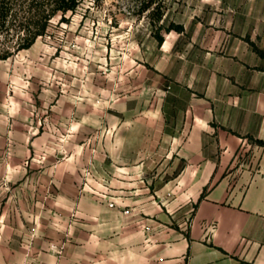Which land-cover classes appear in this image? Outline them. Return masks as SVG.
Returning <instances> with one entry per match:
<instances>
[{"label": "crops", "instance_id": "crops-1", "mask_svg": "<svg viewBox=\"0 0 264 264\" xmlns=\"http://www.w3.org/2000/svg\"><path fill=\"white\" fill-rule=\"evenodd\" d=\"M185 17L153 62L0 61V264H264V0Z\"/></svg>", "mask_w": 264, "mask_h": 264}, {"label": "rangeland", "instance_id": "rangeland-1", "mask_svg": "<svg viewBox=\"0 0 264 264\" xmlns=\"http://www.w3.org/2000/svg\"><path fill=\"white\" fill-rule=\"evenodd\" d=\"M191 2L162 1L160 10L163 17L158 19L156 3L144 8V0H81L74 12L65 15L66 19H62L61 13L54 15L45 33L27 49L17 50V37L14 35L18 23H14L9 35L2 33L3 37H0V48L10 49L12 55L8 61H0H6L1 64H85L87 68L90 64H133L139 59L153 62L157 48L149 47L152 37L159 39L171 30H183V19ZM228 16L223 23L225 35L219 38L220 43L215 44V51L232 59L233 27L232 18ZM139 40L144 45L138 51L136 41ZM210 40L212 47L217 37L211 36ZM85 173L87 176L90 172L87 170ZM51 247L57 248L56 245Z\"/></svg>", "mask_w": 264, "mask_h": 264}, {"label": "trees", "instance_id": "trees-1", "mask_svg": "<svg viewBox=\"0 0 264 264\" xmlns=\"http://www.w3.org/2000/svg\"><path fill=\"white\" fill-rule=\"evenodd\" d=\"M162 1L164 0H144L143 5L144 8H148L156 3L157 17L162 19L163 13L160 10ZM80 2L81 0H0V37H3L2 33L9 35L14 23H18V30L14 35L17 37V50L27 49L45 33L48 22L54 15L61 13L62 19H66L65 15L74 12ZM159 40L162 41L161 36ZM11 55L10 49L0 48V59H7ZM259 143L264 144V141Z\"/></svg>", "mask_w": 264, "mask_h": 264}, {"label": "built area", "instance_id": "built-area-1", "mask_svg": "<svg viewBox=\"0 0 264 264\" xmlns=\"http://www.w3.org/2000/svg\"><path fill=\"white\" fill-rule=\"evenodd\" d=\"M109 204H110L111 206H114V205H115L114 202H110ZM147 229H149V227H147Z\"/></svg>", "mask_w": 264, "mask_h": 264}]
</instances>
